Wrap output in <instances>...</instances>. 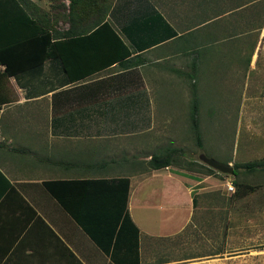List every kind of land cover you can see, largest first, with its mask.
I'll return each mask as SVG.
<instances>
[{
	"label": "crops",
	"instance_id": "obj_1",
	"mask_svg": "<svg viewBox=\"0 0 264 264\" xmlns=\"http://www.w3.org/2000/svg\"><path fill=\"white\" fill-rule=\"evenodd\" d=\"M40 2L27 0L23 5L28 10L30 6L39 8ZM199 2L204 4L205 0ZM170 3L54 0L56 10L68 15V20L60 19L50 31L53 41L67 40L72 78L64 71L60 57H49L39 65L0 78V98L6 100L0 103V264H112L109 254L46 189V181L127 177L126 208L138 228L140 261L142 234L169 237L185 227L192 209L191 186L208 177L200 180L174 167H148L150 157L164 154V139L157 130L150 131L153 117L145 116L143 110L151 104L168 103L170 93L178 91L180 78L171 81L170 76L182 74L176 68L179 59L186 68L191 66L183 75L191 77L190 84L196 87L197 79L198 86L203 84L204 70L222 68L219 61L228 62L223 68L228 74L236 66L251 72L257 57L251 56L243 66L236 65L233 58L216 60L211 45L184 51L203 36L198 34L195 39L177 30L183 24L168 17ZM154 11L162 15L176 36L159 41V36L167 35V27L156 19ZM208 20L204 18L194 27H203ZM105 21L130 54L91 71L94 63L103 64L123 51L107 29L101 36L80 37L91 34ZM183 23L188 24V19ZM63 45L60 52L67 49ZM3 68L0 65V72ZM71 187L62 196L64 200L75 210L90 209L92 191ZM103 196L102 192L99 199ZM182 208L187 210L184 222H171L182 214ZM162 214L164 223L170 221L171 226H162ZM144 219L156 223H144ZM259 260L264 264L262 250ZM194 264L230 263L217 257Z\"/></svg>",
	"mask_w": 264,
	"mask_h": 264
},
{
	"label": "rangeland",
	"instance_id": "obj_2",
	"mask_svg": "<svg viewBox=\"0 0 264 264\" xmlns=\"http://www.w3.org/2000/svg\"><path fill=\"white\" fill-rule=\"evenodd\" d=\"M170 1L168 17L183 24L177 30L195 39L198 34L203 36L197 45L184 51H198L211 45L218 61L233 58L236 65L244 66L251 56L257 60L251 72L236 66L230 74L223 69L227 61H216L222 68L215 72L207 70L212 75L204 70L203 84L198 86L197 79L196 89L190 84L191 77L183 75L191 66L186 68L179 59L176 68L182 74L170 76L171 81L173 77L180 78L179 83L175 81L178 91L170 93L168 103L151 104V108L143 110L145 116L153 117L150 131L157 130L164 139V152L170 148L182 151L178 164L169 167L194 174L200 180L208 178L191 186L195 203L184 228L169 237L140 236V262L194 264L221 257L230 264H259V254L264 252V174L244 173L242 169L237 176L214 169L207 174L199 164L205 166L202 156L231 167L264 157V0H205L204 4L199 0ZM182 3L185 4L181 6ZM30 7L27 8L32 14L46 17L47 25L68 20L56 10L54 0H41L39 8ZM204 18L210 19L207 24L194 27ZM185 19L190 26L183 23ZM194 97L198 103L201 146H197L190 128L189 111ZM234 179L255 186L254 192L233 198ZM228 184L233 190L228 189ZM186 214L187 210L182 208V214L171 222H184ZM147 222L156 223L144 219ZM171 222L164 223L162 214V226H171Z\"/></svg>",
	"mask_w": 264,
	"mask_h": 264
},
{
	"label": "trees",
	"instance_id": "obj_3",
	"mask_svg": "<svg viewBox=\"0 0 264 264\" xmlns=\"http://www.w3.org/2000/svg\"><path fill=\"white\" fill-rule=\"evenodd\" d=\"M24 1L27 2V0H0V65L4 67L3 71L0 72V78H6L19 71L39 65L49 57H60L64 71L72 78L70 76V69L72 67H70L69 56H67L69 53L67 40L53 41V34L50 31L52 25H47L48 21L45 19V16L42 18L40 14H32L30 10H26L23 5ZM152 13L161 24L167 27V35L159 36V41L164 39L163 37L165 36L167 40L176 36L175 30L165 22L162 15L155 11ZM99 21L96 20L94 22L98 23ZM109 28V24L105 21L97 24L91 34L80 36L81 38L101 36L103 30L107 29L110 31L109 35L123 49L122 53L113 55L110 57V60L103 64H100V62L94 63L95 65L89 68L91 71L104 67L103 65H109L130 54L119 36L109 30ZM66 37L68 38L69 36ZM63 44H65L67 49L65 52H60L59 48L60 46H64ZM4 99V97L0 98V103L6 101ZM189 119L196 144L197 146H201L198 129V103L195 97L190 104ZM181 152L180 149L170 148L162 155L157 154L150 157L147 165L150 169L176 165L178 164L177 158H179ZM199 165L200 167H204L207 174L214 172L212 168L206 165ZM232 169L234 176L238 175L239 169H242L244 173L264 174V157L241 164H234ZM232 184L236 188L233 194V198L236 199L254 192L256 188L253 185L238 182L236 179L232 181ZM44 185L77 221L94 243L104 253L109 254L112 264H140L138 228L135 227V224L130 219L126 208L129 189V179L127 177L112 180L46 181ZM73 185L82 186L86 190L92 191L94 202H92L90 209L87 207L85 210H75L72 203L64 200L62 196L64 193H68ZM102 192L104 196L99 199V195ZM192 203H195L194 198H192Z\"/></svg>",
	"mask_w": 264,
	"mask_h": 264
},
{
	"label": "water",
	"instance_id": "obj_4",
	"mask_svg": "<svg viewBox=\"0 0 264 264\" xmlns=\"http://www.w3.org/2000/svg\"><path fill=\"white\" fill-rule=\"evenodd\" d=\"M201 160L206 166H208V167H210V168H212L218 172L230 173V174L233 173V169L229 164H223V163L216 162L212 158L206 157V156H202Z\"/></svg>",
	"mask_w": 264,
	"mask_h": 264
},
{
	"label": "built area",
	"instance_id": "obj_5",
	"mask_svg": "<svg viewBox=\"0 0 264 264\" xmlns=\"http://www.w3.org/2000/svg\"><path fill=\"white\" fill-rule=\"evenodd\" d=\"M228 189L233 190L232 185L228 184Z\"/></svg>",
	"mask_w": 264,
	"mask_h": 264
}]
</instances>
